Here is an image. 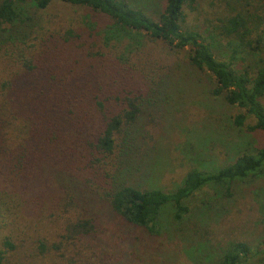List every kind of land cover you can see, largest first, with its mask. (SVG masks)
<instances>
[{
  "label": "trees",
  "instance_id": "obj_1",
  "mask_svg": "<svg viewBox=\"0 0 264 264\" xmlns=\"http://www.w3.org/2000/svg\"><path fill=\"white\" fill-rule=\"evenodd\" d=\"M52 1L83 7V32L42 38L37 10ZM201 1L0 0V216L23 220L20 233L28 231L36 256L56 252L49 264H100L93 245L108 221L194 239L198 210L210 208L206 196L193 205L198 192L230 197L236 182L264 176V144L252 140L216 166L187 162L169 189L134 175L145 165L140 120L171 99L168 86L186 67L212 76L208 93L240 109L235 126L264 133V0H203V23L188 25L185 7ZM143 36L188 48L186 67L145 71L130 58ZM3 243L17 247L9 237ZM190 247L194 264H264V202L247 235L214 249L187 240L183 249Z\"/></svg>",
  "mask_w": 264,
  "mask_h": 264
},
{
  "label": "rangeland",
  "instance_id": "obj_2",
  "mask_svg": "<svg viewBox=\"0 0 264 264\" xmlns=\"http://www.w3.org/2000/svg\"><path fill=\"white\" fill-rule=\"evenodd\" d=\"M208 11V2L203 0L196 8L186 6L188 25H201ZM84 12L81 6L52 1L44 9L37 10L36 16L42 25L39 28H44L40 29V36L43 38L48 33L57 36L69 27L83 32L79 19ZM142 45L130 58L135 59L145 71L160 75L175 63L183 67L187 65L188 48L175 51L164 43L155 42L145 36L142 37ZM186 68L187 71L184 68L181 70L184 75L177 79V83L172 87L168 86L171 99L167 98L161 106L148 109L152 112L143 115L140 120L143 134L138 140V160L145 165L134 173L139 183L154 182V187L169 189L179 184L187 169V162L204 158L210 165L216 166L225 158L241 152L246 141L252 140V144L258 146L264 144L262 131L248 132L245 127L232 123V116L240 111L239 108L223 104L208 93L207 88L210 85L207 80L212 76ZM175 78L170 77V84ZM146 171L149 172L144 176ZM232 191L230 197L211 198L215 189L208 187L195 195L193 205L199 204V198L206 196L210 198V208L198 210L197 216L203 219L197 218L194 223L192 228L198 236L191 240L179 239L173 235L154 238L141 228L117 221L104 223V233L98 234L99 240H94L93 245L99 263L194 264L189 258V255H193L192 248L190 247V252L183 249L187 240L191 243L207 241L214 244V249L222 247L227 240L247 235L254 229L259 218L260 204L264 202V176L238 181ZM5 218L0 216V264H49L51 259L58 257L53 250L36 256L37 251L31 243L28 231L26 234L20 233L24 230L23 220L14 223L16 217ZM47 224L48 222L45 223L46 226ZM7 237L17 245L16 248L11 249L4 245L3 241ZM85 264L97 262L94 259L92 263Z\"/></svg>",
  "mask_w": 264,
  "mask_h": 264
}]
</instances>
